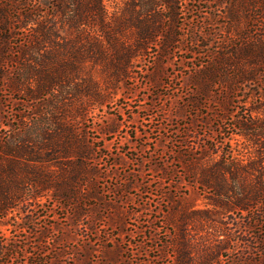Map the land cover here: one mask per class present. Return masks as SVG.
<instances>
[{
	"label": "rangeland",
	"instance_id": "rangeland-1",
	"mask_svg": "<svg viewBox=\"0 0 264 264\" xmlns=\"http://www.w3.org/2000/svg\"><path fill=\"white\" fill-rule=\"evenodd\" d=\"M14 1L0 264H264L256 0Z\"/></svg>",
	"mask_w": 264,
	"mask_h": 264
},
{
	"label": "trees",
	"instance_id": "trees-1",
	"mask_svg": "<svg viewBox=\"0 0 264 264\" xmlns=\"http://www.w3.org/2000/svg\"><path fill=\"white\" fill-rule=\"evenodd\" d=\"M50 1L54 2V0H50ZM57 1L61 4H64L68 0H57ZM13 2L15 3L14 0H12L10 2V4L5 3L0 8V55L4 54V50L7 47L8 48L11 47L10 36L7 35V32H9L12 29V26L14 25L13 23L15 22V19L10 17V10H14V6L12 4ZM256 2L258 3L257 7L259 8V13L261 14V16H264V0H256ZM15 12H16V10H14V13ZM23 17H25V22H24L25 25H27V23H29V21H33L34 23H36V20L31 18V12H27L25 14V16H23ZM42 32H43V30H42ZM34 37L35 38L32 39V44H31L30 48L37 50L38 47L40 46V41L42 38L39 39L37 36H34ZM257 40L258 39L254 40V41H256L255 42L256 44H248L250 46L246 52H240V53L236 54L235 59H237L238 62H242V61L246 60V57H247V59H248L247 61L249 62L251 67H256L258 65L264 66V37H262L258 41ZM224 64H226V63H224ZM60 67H62V65ZM214 72H215V70H214ZM27 77H29V76H27ZM54 84L56 86H58L59 88H61L63 91L65 90L66 86H68V85H65L66 81L62 80V82H61V78H59V77L57 78V81L54 82ZM65 94H67V91H65ZM64 98H65V96H64ZM79 153H81V152H79ZM22 190L23 189H21V191ZM5 193H7L5 190H2L0 192V215H2V217H4L6 215L8 210H10L11 208L14 207V204L10 200L12 197H10V196L8 197V195H6ZM14 198L16 200V198H18V197L14 196ZM7 249L8 248H5V244L3 242H0V263H1V257L6 253Z\"/></svg>",
	"mask_w": 264,
	"mask_h": 264
}]
</instances>
